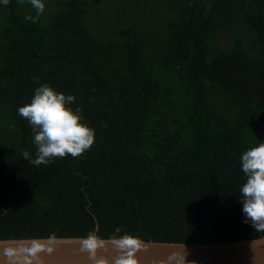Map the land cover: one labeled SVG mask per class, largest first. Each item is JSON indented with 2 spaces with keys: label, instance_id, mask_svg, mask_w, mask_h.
<instances>
[{
  "label": "trees",
  "instance_id": "obj_1",
  "mask_svg": "<svg viewBox=\"0 0 264 264\" xmlns=\"http://www.w3.org/2000/svg\"><path fill=\"white\" fill-rule=\"evenodd\" d=\"M42 3L0 0V240L263 237L240 188L264 141V0ZM44 84L95 140L37 166L18 109Z\"/></svg>",
  "mask_w": 264,
  "mask_h": 264
},
{
  "label": "clouds",
  "instance_id": "obj_2",
  "mask_svg": "<svg viewBox=\"0 0 264 264\" xmlns=\"http://www.w3.org/2000/svg\"><path fill=\"white\" fill-rule=\"evenodd\" d=\"M37 10V16L44 10L42 0H29ZM5 5L8 0H4ZM31 19L34 23L35 18ZM75 97L57 93L52 87L44 84L35 90L30 103L18 109V114L27 119L34 132L36 158L32 159L28 151L23 157L34 165L49 163L53 158H63L67 155L79 157L94 144L95 131L82 122L80 109L75 111L69 107ZM242 172L246 182L240 188L243 199L242 212L245 223L251 222L255 231L264 230V141L245 151L241 156ZM113 255L99 256L98 252L105 249V241L95 234L82 241V250L88 254L91 264H138L137 253L143 249L142 242L131 236L124 235L112 238ZM43 251V247L36 241L31 247H21L15 255H24L27 264H31L28 257H36ZM14 253L9 250L6 255ZM186 261V255H184Z\"/></svg>",
  "mask_w": 264,
  "mask_h": 264
},
{
  "label": "water",
  "instance_id": "obj_3",
  "mask_svg": "<svg viewBox=\"0 0 264 264\" xmlns=\"http://www.w3.org/2000/svg\"><path fill=\"white\" fill-rule=\"evenodd\" d=\"M86 238H39L0 240V264H27L24 255L17 256L21 247L30 248L36 241L43 251L28 257L31 264H91L82 250ZM105 241L99 256L113 255L112 239ZM143 249L137 253L138 264H264V236L231 243L183 244L140 240ZM11 250L12 256L6 255ZM186 255V261L184 259Z\"/></svg>",
  "mask_w": 264,
  "mask_h": 264
}]
</instances>
